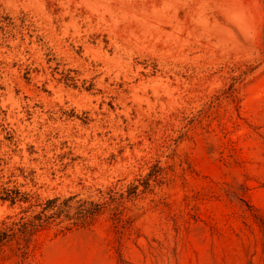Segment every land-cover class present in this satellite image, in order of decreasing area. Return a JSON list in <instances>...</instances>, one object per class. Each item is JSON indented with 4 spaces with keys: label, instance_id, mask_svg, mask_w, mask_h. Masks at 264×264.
Masks as SVG:
<instances>
[{
    "label": "rangeland",
    "instance_id": "1",
    "mask_svg": "<svg viewBox=\"0 0 264 264\" xmlns=\"http://www.w3.org/2000/svg\"><path fill=\"white\" fill-rule=\"evenodd\" d=\"M157 163L130 228L52 225L25 264H264V0H0V224L3 188L89 198Z\"/></svg>",
    "mask_w": 264,
    "mask_h": 264
},
{
    "label": "trees",
    "instance_id": "2",
    "mask_svg": "<svg viewBox=\"0 0 264 264\" xmlns=\"http://www.w3.org/2000/svg\"><path fill=\"white\" fill-rule=\"evenodd\" d=\"M165 170L155 164L145 176L135 178L125 187L98 189L94 197H54L44 201L34 194L18 188H3L1 199L11 206L20 205V212L9 216L0 224V252L11 250V256L25 264L30 258L35 238L52 225L61 226L60 231L85 227L98 217L108 214L116 229L130 228L135 218L129 214V203L143 195L153 193L155 187L166 180Z\"/></svg>",
    "mask_w": 264,
    "mask_h": 264
}]
</instances>
